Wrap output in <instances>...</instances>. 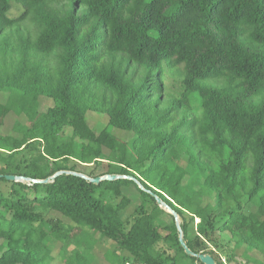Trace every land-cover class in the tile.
I'll use <instances>...</instances> for the list:
<instances>
[{
    "label": "trees",
    "instance_id": "16d2710c",
    "mask_svg": "<svg viewBox=\"0 0 264 264\" xmlns=\"http://www.w3.org/2000/svg\"><path fill=\"white\" fill-rule=\"evenodd\" d=\"M0 96V264H98L97 237L106 264H201L147 191L195 254L264 264V0H0ZM58 172L147 191L4 178Z\"/></svg>",
    "mask_w": 264,
    "mask_h": 264
},
{
    "label": "water",
    "instance_id": "95a60500",
    "mask_svg": "<svg viewBox=\"0 0 264 264\" xmlns=\"http://www.w3.org/2000/svg\"><path fill=\"white\" fill-rule=\"evenodd\" d=\"M62 174H67V175H74L77 177H80L86 181H88L91 184L94 185H100L102 182L105 181H116V180H120V179H131L133 180L141 190L143 191H147L146 189H144V187L142 186V184H140L136 179L130 178V177H125V176H117V175H107V176H103V177H98V178H89L84 174H80V173H75V172H58L56 173L53 177H51L50 179H46L43 181H39V180H32L29 178H24V177H17V176H4V178L7 181L10 182H22L25 185H30V183L32 184H47L50 181H54L57 177H59ZM3 176H0V178H2ZM151 196H153L157 202V204L159 205V207L164 210L165 212L171 214L174 217L175 223H176V227L177 230L179 232V243L181 245V247L184 249L185 254L187 256L190 257H194L196 259H198L200 261L201 264H217L216 261L214 260V258L208 254H195L194 252H192L188 246L186 245L184 238H183V233H182V229L180 227V219L178 214L171 208L169 207L166 203H164L158 196H156L154 193L147 191Z\"/></svg>",
    "mask_w": 264,
    "mask_h": 264
},
{
    "label": "rangeland",
    "instance_id": "374dc122",
    "mask_svg": "<svg viewBox=\"0 0 264 264\" xmlns=\"http://www.w3.org/2000/svg\"><path fill=\"white\" fill-rule=\"evenodd\" d=\"M13 13L14 14L17 13L16 7L13 10ZM167 73H168V76L166 79V85H167L168 91L172 94L179 95L182 91L179 76H177L175 74H170L169 72H167ZM2 100H4V98L0 96V101H2ZM50 105H51L50 101H47V100L42 101V108L43 109L47 108V106H50ZM14 121H15L14 116H11L7 119L6 126H5L7 131L12 127ZM105 122H106V118L100 117L98 115H92L89 117L90 125L97 130L99 129L101 124L105 123ZM117 135L120 138L126 137V135L123 133H117ZM51 217H53L54 219H60L59 215H57V214H52ZM96 239H97V243L93 247V254L95 257L91 256V259H93V260L98 259V261H99L98 264H106V261L104 259L105 258L104 253L105 252H112L114 250V244L112 242L100 239L99 237H97ZM224 240L226 243L227 238H224ZM58 252H59V247H56L53 251V256L55 257V264H64L61 261ZM222 254H223V256H225L224 252H222ZM237 262L244 264L245 261L239 257V258H237Z\"/></svg>",
    "mask_w": 264,
    "mask_h": 264
},
{
    "label": "built area",
    "instance_id": "2783aa9c",
    "mask_svg": "<svg viewBox=\"0 0 264 264\" xmlns=\"http://www.w3.org/2000/svg\"><path fill=\"white\" fill-rule=\"evenodd\" d=\"M126 264H145V263H132V262H127Z\"/></svg>",
    "mask_w": 264,
    "mask_h": 264
}]
</instances>
